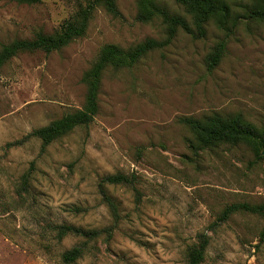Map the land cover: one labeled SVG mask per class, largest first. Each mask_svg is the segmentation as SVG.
Masks as SVG:
<instances>
[{
  "label": "rangeland",
  "instance_id": "rangeland-1",
  "mask_svg": "<svg viewBox=\"0 0 264 264\" xmlns=\"http://www.w3.org/2000/svg\"><path fill=\"white\" fill-rule=\"evenodd\" d=\"M116 2L120 18L100 7L82 38L50 54L22 53L0 71V264H65L77 246L84 254L75 264H189L203 233L210 244L202 264H264V216L238 213L216 224L228 205L264 204V160L255 163L245 147L196 154L181 122L241 115L264 130V24L242 18L250 0H225L240 18L229 36L210 22L203 38L180 31L133 68L109 67L89 127L44 153L38 138L9 146L84 108V76L105 46L167 39L160 20L137 21L138 0ZM158 2L191 23L175 0ZM81 5L0 0V51L59 31ZM222 41L225 54L210 70ZM119 174L132 185L103 182ZM64 225L100 235L60 240Z\"/></svg>",
  "mask_w": 264,
  "mask_h": 264
},
{
  "label": "trees",
  "instance_id": "trees-1",
  "mask_svg": "<svg viewBox=\"0 0 264 264\" xmlns=\"http://www.w3.org/2000/svg\"><path fill=\"white\" fill-rule=\"evenodd\" d=\"M10 1L36 5L44 0ZM250 1L251 3L245 7V15L242 18L264 24V0ZM175 2L185 9L191 18V23L187 18L170 12L158 0H138L137 21L142 24H150L155 20H160L167 30V39L164 41L147 39L128 50L115 45L105 46L95 64L84 76L83 81L88 89L84 108L69 113L46 127L34 130L24 140L9 146L21 145L31 138H38L42 141L41 151L44 153L57 140L68 136L77 128L89 127L95 121L99 113L102 78L109 67L115 69L133 68L150 53L168 47L180 31L194 38H203L206 35L207 25L214 22L226 36H229L240 22V18L233 16L231 8L225 0H175ZM100 7L115 18L121 17L116 0H86V5H81L76 15L67 20L59 31L50 35L39 33L33 40H17L11 44L3 45L0 51V71L9 61L22 53L43 51L50 54L60 51L82 38L88 30L95 11ZM225 51L226 43L222 41L209 58L208 67L210 70L220 64ZM181 122L194 135L195 142H191V148L196 154L199 151L215 150L221 147H245L253 154L255 163L264 160V130L255 127L241 115L225 117L214 114L203 119L184 118ZM103 182L112 185H132L131 180L122 174L108 176ZM108 201L115 210L109 198ZM238 213L264 216V204L235 203L228 205L218 217L216 224L226 223ZM57 231L60 240L68 235H77L90 240L100 235L99 231H85L66 225L58 227ZM261 241L264 242V229L261 233ZM209 244V236L205 233L200 235L198 244L189 251V264H202ZM83 254L84 246L74 247L63 255V261L65 264H75Z\"/></svg>",
  "mask_w": 264,
  "mask_h": 264
}]
</instances>
